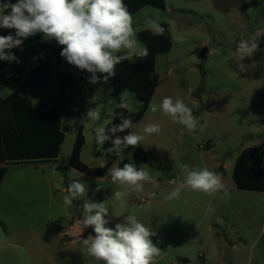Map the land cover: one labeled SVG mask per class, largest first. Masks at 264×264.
Returning <instances> with one entry per match:
<instances>
[{
	"label": "rangeland",
	"instance_id": "374dc122",
	"mask_svg": "<svg viewBox=\"0 0 264 264\" xmlns=\"http://www.w3.org/2000/svg\"><path fill=\"white\" fill-rule=\"evenodd\" d=\"M129 12L135 38L149 55L122 61L106 83H89L90 73L80 77L66 60L57 62L50 50H40L38 44L46 40L43 35L12 49L20 63L0 61V96L25 99L36 114L57 109L64 132L57 159L8 166L0 186V264H96L80 252L82 239L95 235L91 227L81 232L77 223L85 215L81 207L85 199L109 208L106 227L114 228L125 215L135 214L153 231L150 239L161 249L153 264H264V192L239 190L232 177L243 148L256 147L261 159L264 156V52L242 61L235 52L242 34L260 41L264 50V0H149ZM157 16L165 28L162 36L144 26L145 18ZM203 47L207 54L201 59L198 53ZM41 55L48 65H37L36 77L47 80L35 88L32 69ZM64 84L68 86L60 97L58 90ZM165 96L182 99L202 128L189 133L161 112H151L149 105L159 104ZM122 103L131 111L119 107ZM145 103L133 127L118 134L161 124L159 134L140 143L144 157L99 151L95 129L113 121L112 112L118 121L121 114L136 113ZM89 108L100 113L99 120L85 118ZM34 139H28L25 153H39ZM78 141L81 163L102 175L83 172L68 162ZM103 147H111V141ZM104 158L107 166L100 168ZM120 159L145 168L154 178L143 193L125 197V208L112 198L120 189L111 183L108 171L118 167ZM182 164L215 172L225 190L206 195L184 189L179 199L165 201L163 197L175 187L170 181L183 179ZM249 165L260 163L254 157ZM70 169L76 171L69 173ZM74 179L85 181L89 191L67 205L63 196ZM98 186L100 190L94 192ZM148 192H155V198Z\"/></svg>",
	"mask_w": 264,
	"mask_h": 264
},
{
	"label": "clouds",
	"instance_id": "9594fccd",
	"mask_svg": "<svg viewBox=\"0 0 264 264\" xmlns=\"http://www.w3.org/2000/svg\"><path fill=\"white\" fill-rule=\"evenodd\" d=\"M144 26L153 35L162 36L165 33L158 16L145 18ZM0 29L15 30L14 35H0V61L20 63L12 49L21 48L25 39L40 33L46 40H55L63 46L60 56L69 65L90 73L88 82L93 84L101 80L106 83L114 77L116 65L122 61L149 55L148 48L140 45L135 38L133 16L123 0H16L15 3L0 0ZM259 43L254 37L245 38L242 34L235 52L241 61L246 57L252 58L257 51L264 52L259 48ZM121 52L124 54L118 55ZM212 54L210 49L208 55ZM220 54L221 50L217 49L216 55ZM223 58L228 60L230 57ZM119 107L131 111L127 104L122 103ZM149 107L151 112H161L189 133L202 128L193 110L182 99L173 100L171 96H165L159 104H150ZM111 115L115 119L117 114L112 112ZM85 118L95 122L100 119V113L95 108H89ZM131 127L132 120L122 114L119 124L107 129L97 127L94 137L97 149L105 154L120 156L125 149L139 145L146 136L159 134L162 130L161 124L150 123L141 132L116 135ZM108 141H111V147L105 149L103 146ZM107 163L104 158L99 167L105 168ZM180 169L183 179L179 183V177L170 181L175 187L163 197L165 201L179 199L184 189L206 195L225 190L221 177L207 168L197 170L182 164ZM74 171L70 169L69 173ZM108 171L111 183L120 189L112 194V198L121 208L127 206L126 196L143 193L145 184L154 182L149 171L137 167L135 163L113 166ZM79 175L83 176L82 173ZM99 190L100 186L94 192ZM88 191L89 186L85 181L74 179L67 186L63 201L72 205L74 200L84 198ZM147 195L155 198L156 193L148 192ZM81 207L85 213L82 219L77 220L81 232L91 227L95 235L89 234L82 239L80 252L92 258L96 264H153L155 258L161 256V249L150 239L155 233L135 214L125 215L120 223L111 228L106 227L110 223V219H106L110 211L104 202L85 199Z\"/></svg>",
	"mask_w": 264,
	"mask_h": 264
},
{
	"label": "trees",
	"instance_id": "16d2710c",
	"mask_svg": "<svg viewBox=\"0 0 264 264\" xmlns=\"http://www.w3.org/2000/svg\"><path fill=\"white\" fill-rule=\"evenodd\" d=\"M123 0L124 4L127 6L129 11H134L137 7L140 6L141 2L149 1V0ZM11 2L15 3L16 0H12ZM15 30H7V29H0V35H14ZM43 34H36L35 36L29 37L24 40H34L42 36ZM167 51L168 49H157L154 50L158 51ZM154 55V53H153ZM37 65L47 66L48 62L46 59L38 61L34 66L32 71L33 80L32 83L34 84L35 88L41 86L46 80V77H36V70ZM147 69V68H146ZM44 74V72H43ZM45 75V74H44ZM42 82H39V81ZM65 85V84H64ZM68 85L63 86L58 90V94L60 97L65 92V89ZM133 89V88H131ZM134 90V89H133ZM16 94V93H15ZM13 95L12 97H7L1 101L3 104H0V161H7V162H24V161H33V160H55L58 157L60 151V145L64 140V132L61 129L60 117L58 115L57 109H49L47 112L42 114H36L33 112L31 104H28L27 100L25 99H18ZM1 100V99H0ZM149 101V97L145 99V102ZM8 103V104H4ZM5 109H2V108ZM146 109V103L143 104L142 109H140L136 113H129L128 115H123L124 117H129L132 122L138 120ZM9 112V116L5 115V112ZM121 119L118 121H113L107 123L105 128H110L113 124H119ZM112 123V124H111ZM15 126V128H14ZM108 126V127H107ZM8 127V128H5ZM33 131V134H32ZM126 133V131H125ZM117 133L116 135H118ZM121 134V133H120ZM80 137V141L82 135H78ZM35 137V139H34ZM28 139L30 142L38 141V147L40 149L39 153L33 151L31 153H25L28 150ZM78 141L74 145L73 152L70 155V159L68 162L77 169H80L83 172L94 174V175H102L101 173H95L89 168L85 167L79 157L78 154L80 152L81 142ZM49 145V146H48ZM32 146V144H31ZM46 146L49 147L48 151ZM27 152V151H26ZM126 155L136 157V158H143L144 157V150L142 146L139 144L136 147H129L123 151ZM258 152L256 147H245L243 148L239 154L237 155L234 161V172L232 173V177L235 181L236 187L239 189H246V190H257L263 191L264 190V168H252L249 165V161L252 157H254ZM262 154V153H261ZM261 156V155H260ZM108 158V157H107ZM258 163L261 162V157L258 159ZM124 163H132L128 159H120L118 161V167H123ZM6 171L5 166H0V181L3 177L4 172ZM93 172V173H92ZM104 174V171H102Z\"/></svg>",
	"mask_w": 264,
	"mask_h": 264
},
{
	"label": "water",
	"instance_id": "95a60500",
	"mask_svg": "<svg viewBox=\"0 0 264 264\" xmlns=\"http://www.w3.org/2000/svg\"><path fill=\"white\" fill-rule=\"evenodd\" d=\"M61 45H59L55 40H44L42 42H40L38 44V48L40 50H50L54 55H55V59L57 62H59L61 60V56H60V52L62 50ZM207 54V48L203 47L199 53H198V57L201 59H204L206 57ZM67 62V61H66ZM74 67V66H73ZM75 72L80 76V77H86L87 76V72L86 71H81L79 69H77L76 67H74Z\"/></svg>",
	"mask_w": 264,
	"mask_h": 264
},
{
	"label": "crops",
	"instance_id": "0c3cea01",
	"mask_svg": "<svg viewBox=\"0 0 264 264\" xmlns=\"http://www.w3.org/2000/svg\"><path fill=\"white\" fill-rule=\"evenodd\" d=\"M3 98H4V96H0V104H3L1 101H3ZM4 104H8V103H4ZM9 105V104H8ZM33 106L34 105H31V107H32V110L34 111V109H33ZM42 113H44V112H41V113H39V114H42ZM1 115V114H0ZM38 115V114H37ZM3 116H9V118H10V114H9V112L7 111V112H5V115H3ZM14 128H15V126H14ZM32 134H33V131H32ZM59 155V154H58ZM255 160H256V163H258V159L260 158V153H257L255 156ZM254 157H252L251 158V160L252 159H254ZM58 158V157H57ZM56 158V159H57ZM250 160V161H251ZM36 161H38V162H42V161H52V160H36ZM249 161V162H250ZM18 162V161H17ZM17 162H7L6 160L5 161H0V166H5L6 167V171L4 172V174H3V177H2V179H1V181H0V186L3 184V181H4V178H5V175H6V173H7V171H8V166H9V164H12V163H17ZM20 162V161H19ZM24 162H26V163H33V162H35V160H33V161H24ZM261 163H263L264 164V156L262 157V160H261V162H260V167H263L264 168V165H262ZM66 165H67V167H71V165L69 164V163H67L66 162ZM73 167V166H72ZM252 167V166H251ZM259 167V166H258ZM258 167H252V168H258ZM75 168V167H74ZM104 175V174H103ZM236 185V184H235ZM237 188V187H236ZM63 189H64V187H62L61 188V190L63 191ZM237 189H239V188H237ZM239 190H246V189H239ZM248 191H257V190H248ZM261 192H264V190L263 191H261Z\"/></svg>",
	"mask_w": 264,
	"mask_h": 264
},
{
	"label": "bare ground",
	"instance_id": "6f19581e",
	"mask_svg": "<svg viewBox=\"0 0 264 264\" xmlns=\"http://www.w3.org/2000/svg\"><path fill=\"white\" fill-rule=\"evenodd\" d=\"M112 124V123H111ZM93 146V145H92Z\"/></svg>",
	"mask_w": 264,
	"mask_h": 264
}]
</instances>
